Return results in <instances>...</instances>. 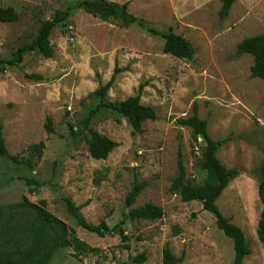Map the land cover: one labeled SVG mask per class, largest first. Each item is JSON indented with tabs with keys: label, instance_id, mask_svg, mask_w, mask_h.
Instances as JSON below:
<instances>
[{
	"label": "rangeland",
	"instance_id": "rangeland-1",
	"mask_svg": "<svg viewBox=\"0 0 264 264\" xmlns=\"http://www.w3.org/2000/svg\"><path fill=\"white\" fill-rule=\"evenodd\" d=\"M85 1L91 6L79 7ZM99 5L115 10L117 17ZM0 7H12L18 15L14 22H0V58L10 57L32 40L55 12L70 13L50 34L53 58L28 52L21 64L0 74V125L9 155L18 159L13 163L0 157L4 215L23 197L33 204L44 201L48 212L98 249L92 254L58 249L47 264H134L131 259L140 253L146 255L143 264H162L165 245L182 258L181 264H233V240L216 226L215 217L203 211L200 202H182L169 190L178 174L179 150L186 181L199 186L206 178L200 167L205 142L193 140L191 129L176 123L191 114L193 103L207 122L209 136L223 142L217 151L221 164L240 171L216 205L250 243L251 253L242 264H264V246L256 234L264 83L250 76L251 55L233 56L240 41L264 34V0H236L224 20L218 16L221 0H0ZM122 15L181 35L192 45L193 59L164 54L160 37L123 21ZM115 64L122 72L107 101L133 96L144 84L141 103L154 108L156 120L144 121L143 132L132 134L126 119L102 109L88 128L118 146L105 160H94L88 155L83 124L96 101L85 97L109 80ZM28 74L42 80H31ZM46 117L52 119L53 134L44 129ZM40 142L44 143L40 158L29 161L30 146ZM135 178L145 187L132 207L150 202L161 207L164 216L156 221L126 219L123 227L130 250L122 248L118 236L99 237L83 230L68 214L65 198L81 207L88 223L105 221L113 227L129 210L124 199ZM3 229L0 249L14 250V232Z\"/></svg>",
	"mask_w": 264,
	"mask_h": 264
},
{
	"label": "trees",
	"instance_id": "trees-1",
	"mask_svg": "<svg viewBox=\"0 0 264 264\" xmlns=\"http://www.w3.org/2000/svg\"><path fill=\"white\" fill-rule=\"evenodd\" d=\"M236 0H221V7L218 12L220 20L228 17L230 9ZM91 6L90 1L80 3L79 7ZM108 12L112 17H117V12L113 9L99 5ZM126 6V5H125ZM70 16L68 11H57L54 15L44 21L36 34L29 42H25L16 49L8 58H0V74L4 73L7 68L17 67L23 61V55L28 52H35L44 59L54 57V48L50 42V34L53 29L61 23H64ZM18 18L17 13L12 7H0V22L11 23ZM121 19L131 24H137L145 29L149 34L158 36L163 40L162 51L173 58L190 61L194 56V49L190 42L181 35L173 33L171 30L160 32L153 28L145 26L136 18L122 15ZM243 54L251 55L253 64L250 67L251 78H257L264 83V34L256 35L243 39L236 46L234 57ZM122 72L115 64L112 75L105 84H99L98 87L87 94L85 99L96 101L93 109L88 113V117L83 124L86 132L85 141L88 155L94 160H105L108 155L118 146L114 140L99 134L95 130L89 129L91 118L102 109H107L119 117L126 119L131 126L132 134H141L143 132L142 124L144 121L156 120V112L153 107L141 103V95L144 84L138 86L137 93L121 101L108 102L107 94L114 84L116 76ZM27 78L35 81H41L40 75L28 74ZM177 125L188 127L192 131L193 140L201 138L205 142L204 155L201 162V169L206 172V178L203 184L192 186L185 179V167L180 150L177 152V171L170 184V192L178 194L182 202L197 201L202 205V210L211 213L215 217L216 226L224 233L225 236L233 240L234 262L233 264H242L244 258L251 253L250 243L245 238L244 232L237 225L233 224L229 218L223 216L216 205L217 199L226 189L231 181L236 179L240 171L235 168H226L217 158V151L223 142L213 140L207 130V122L198 115V107L193 103L191 114L184 118L176 120ZM69 130L73 133L74 127L67 123ZM44 129L47 134H53L54 128L52 119L46 117ZM44 143L33 144L30 146L29 161L41 156ZM0 157L13 163H17L15 156H10L5 146L0 125ZM27 165H30V162ZM27 183L33 181L26 179ZM145 187V182L134 179L130 190L125 196L124 203L128 212L124 218L113 227H109L105 221L98 225L88 223L80 212L81 207L75 206L70 198H65V206L68 214L75 220L78 227L95 234L99 237L118 236L121 240V246L125 250H130L129 236L125 233V220L131 222L156 221L164 216L161 207L153 203H146L142 206L132 207L137 197ZM257 195L261 204V211L257 222L256 234L258 241L264 246V151L263 159L259 168V181L257 186ZM11 210L4 215V210L0 207V234L2 229H12L16 239L14 242L15 249L8 252L0 249V264H47L52 254L62 248H72L79 254L97 253L98 249L89 246L81 241L75 229L67 226L64 222L56 218L45 208V202L40 204L31 203L26 197L17 204L10 205ZM22 209V211H19ZM5 216V217H4ZM4 228V229H5ZM3 229V230H4ZM17 241H19L17 243ZM6 243V241H5ZM134 264H143L146 261L145 253L135 255L131 259ZM162 264H181L182 258L176 257L165 245L161 251Z\"/></svg>",
	"mask_w": 264,
	"mask_h": 264
}]
</instances>
